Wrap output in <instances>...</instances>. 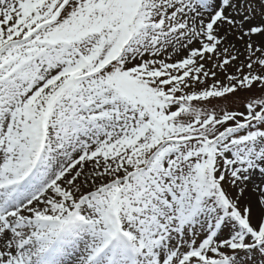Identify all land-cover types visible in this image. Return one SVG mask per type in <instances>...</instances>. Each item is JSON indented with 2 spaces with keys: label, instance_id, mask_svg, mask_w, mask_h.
Masks as SVG:
<instances>
[{
  "label": "snow or ice",
  "instance_id": "1",
  "mask_svg": "<svg viewBox=\"0 0 264 264\" xmlns=\"http://www.w3.org/2000/svg\"><path fill=\"white\" fill-rule=\"evenodd\" d=\"M0 264H264V0H0Z\"/></svg>",
  "mask_w": 264,
  "mask_h": 264
},
{
  "label": "rangeland",
  "instance_id": "2",
  "mask_svg": "<svg viewBox=\"0 0 264 264\" xmlns=\"http://www.w3.org/2000/svg\"><path fill=\"white\" fill-rule=\"evenodd\" d=\"M163 58V57H161ZM181 56H175L173 57V60L171 62H175V60H178L180 59ZM210 67V65H209ZM231 70V69H230ZM220 77L222 78V75L223 74H219ZM212 81L209 80L208 83L210 84ZM256 95H259V91L257 90V92L255 93ZM252 95L251 93H245V92H240V93H237V98L235 102H231L229 103L227 106L230 108V109H233V110H237V111H244V105H243V101L248 97ZM212 103H216V101L214 100ZM259 179V177H257V180ZM254 196V194H252Z\"/></svg>",
  "mask_w": 264,
  "mask_h": 264
}]
</instances>
